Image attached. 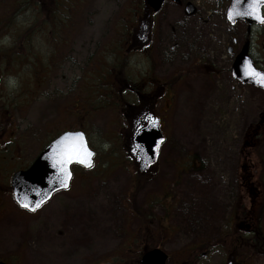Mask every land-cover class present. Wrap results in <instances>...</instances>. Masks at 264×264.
I'll return each mask as SVG.
<instances>
[{
	"label": "rangeland",
	"instance_id": "obj_1",
	"mask_svg": "<svg viewBox=\"0 0 264 264\" xmlns=\"http://www.w3.org/2000/svg\"><path fill=\"white\" fill-rule=\"evenodd\" d=\"M180 1L183 4L168 0L154 17L151 60L139 49V0H76L80 8L72 13L75 32L54 60L48 47L52 40L49 43L46 34L36 37L43 66L47 60L51 64L41 86H36L33 68L0 61L1 261L114 264L116 258L128 260L139 251L132 244L134 237L138 242L143 238L137 211L149 217L146 239L169 255L168 264H182L191 248L228 234L236 204L242 221L250 215L264 235V135L250 139L264 122V92L240 84L231 73L235 52L245 44L247 24H229L230 0ZM13 4L0 0V18ZM187 4L196 13H186ZM2 36L0 30V47L10 42ZM118 44L122 49L113 53L127 60L126 78L132 84L151 74L172 88L167 91L170 101L161 100L155 109L166 140L156 166L146 175L137 174L138 167L125 151L126 108L136 104L133 93L120 96L124 83L119 86L118 72L112 79L118 83L114 95L108 86L101 87L105 95L89 86L97 80L96 68L107 73L104 65L108 67L112 59L101 56ZM250 53L264 67V26L252 28ZM202 63L218 74L187 71ZM178 75L179 81L172 83ZM27 80L29 86H23ZM101 99L109 104L98 108ZM84 105L91 106L89 114L83 113ZM67 129L85 132L96 151L93 169L76 168L68 190L54 193L36 213L21 211L5 186L14 167H28L55 134ZM10 138L14 146H7ZM6 147L13 148L17 159L9 165L5 160L12 159L4 152ZM243 167L254 195L250 189L243 191ZM247 247L232 252L228 247L207 246L190 264H264V253Z\"/></svg>",
	"mask_w": 264,
	"mask_h": 264
},
{
	"label": "trees",
	"instance_id": "obj_2",
	"mask_svg": "<svg viewBox=\"0 0 264 264\" xmlns=\"http://www.w3.org/2000/svg\"><path fill=\"white\" fill-rule=\"evenodd\" d=\"M14 4L12 7L5 8L3 11L1 18H0V30L3 33V39L4 36H8L9 43L1 45L0 47V61L3 63H15L11 64L12 66H15L16 63L21 66L22 69H34L35 70V80H36V86H41L43 84L46 76L44 75L46 72V69H49L51 64L47 60L45 66H43L44 62H42V59L40 57V52L38 48H36V37L41 36L43 37L44 34H46V38H49L52 40L48 47H52V59L54 60L55 55L61 51V49L64 47V43L67 42L69 39V36H71L72 33L75 32V17L72 15L73 12L79 11L80 6L76 4V0H13ZM133 34V33H132ZM131 34V35H132ZM48 36V37H47ZM247 38V35H246ZM48 43V42H46ZM121 44V43H120ZM118 44V46H111L108 48L107 52L104 53L103 58H110L112 59V62L106 67L107 65H104V68L106 69L105 73L104 71H99L98 68L95 69L96 73L95 77L97 80L94 83H90L89 86H97L96 91L100 94L105 91L104 88H101V86H108L107 90L110 91V93L116 94L117 91L114 86H117V84L112 80L117 77V74L115 72H118L120 74V83L119 86H121V83H129V79L126 78L127 74V60L121 58L120 54H114V52L118 51L119 49H122ZM108 54V55H107ZM148 57L151 60V53ZM256 64H260L259 61H256ZM9 66V65H8ZM17 67V66H16ZM101 67V65H100ZM207 68L208 66L202 64H198L197 66L193 67V73H203V74H218L216 69H213L212 71H209ZM211 68V67H210ZM191 69L187 70L190 72ZM124 72V75H123ZM151 75V74H150ZM152 76V75H151ZM124 78V80H123ZM145 77L142 78V80ZM180 79V76L178 75L172 83L178 82ZM157 83H159L157 81ZM23 86H29V82L27 80V83L25 84L22 82ZM135 86H142L140 82L134 83ZM156 85V84H155ZM31 90H27V92H30ZM99 94V95H100ZM102 95H105L102 93ZM101 96V95H100ZM107 96H105L106 98ZM110 97V95H109ZM98 108L102 106H107L109 104L108 99H101L99 102H96ZM90 107L88 105L83 106V113H90ZM95 107V110L97 108ZM78 110V108H76ZM72 130V129H67ZM55 134L52 139L59 135ZM254 135V134H253ZM259 135H264V128L262 127ZM254 138V136H251V140ZM10 158L14 157V152H6ZM247 160V157L245 156V161ZM93 169V168H92ZM90 169V170H92ZM249 169V168H248ZM83 170V169H82ZM90 170H87L90 171ZM243 175L244 178L242 180V186L243 191L246 192V190L250 193L253 192L254 189H251L253 186V183H251L249 180L246 179L249 177L248 172L246 173L245 167H243ZM244 171L246 174H244ZM149 172L141 173L137 169L138 175H146ZM249 179V178H248ZM251 196V201L255 200ZM251 202V203H252ZM239 207L237 210L239 212L240 219L242 220V215ZM249 210V209H248ZM250 212V210H249ZM138 218L141 219V237L143 234L142 242L138 238L134 237L132 244L137 246L138 253L135 256H131L130 259H118L116 258L113 262L114 264H118V260L120 264H139V260L141 255L152 249L159 247L160 245H152V243L147 240L146 237L148 236V228H149V217L145 215L142 211H137ZM243 220H245L243 218ZM243 223H247L245 226L243 225V230L240 228H234L232 229L228 234L224 235L222 239H219L216 242L208 243L207 245L199 244L198 246H195L191 248L188 251V257L187 260L184 261L182 264H190L192 260L195 257V254L199 253L200 251L207 248V246H221L223 248L228 247L232 252L239 251L242 248H245L246 245H248L247 248L254 249V251L264 253V235L262 233V230L259 226H256L254 224L253 219H251L250 215L248 216V221L246 219V222L243 221ZM143 245L141 246L140 244ZM140 245V246H139ZM132 246V245H131ZM170 261V258H169ZM113 264V263H109Z\"/></svg>",
	"mask_w": 264,
	"mask_h": 264
},
{
	"label": "water",
	"instance_id": "obj_3",
	"mask_svg": "<svg viewBox=\"0 0 264 264\" xmlns=\"http://www.w3.org/2000/svg\"><path fill=\"white\" fill-rule=\"evenodd\" d=\"M152 11L146 12L141 20L142 29L145 28L147 36L149 31V23L152 12H159L167 0H146ZM251 0H232L227 9V20L231 26H235L238 22H246L248 24V34H250L252 26H263L260 20L256 19L257 15H264V5L258 7V11L249 15L251 11L249 4ZM232 10L233 19H229V10ZM188 11L194 13L195 9L192 4H188ZM148 22V23H147ZM147 23V25H146ZM250 41L247 40L241 51L237 54L233 66L232 77L243 85H252L264 91V84L258 82L259 76L255 73H264L258 69L254 60L249 54ZM77 133L82 135L77 136ZM165 137L160 128V122L154 117L150 118L147 125L141 128L133 138V144L130 151L137 159V164L141 172H145L157 160L158 151ZM76 144L82 146L83 155L79 158L73 157L68 159L66 153L68 145ZM87 151H91V157L86 155ZM94 151L90 149L86 135L81 131H67L53 140L37 157L33 165L24 171L15 173L12 177V188L15 201L29 211L38 209L42 204L49 200L52 195L60 190L69 188L72 179V165H81L84 168H91L94 162ZM83 159L86 162L80 163ZM65 160V163H60ZM91 161L88 166L87 161ZM67 185L66 187L64 185ZM27 204L28 207L23 206ZM34 209V210H33ZM168 255L160 250L153 249L145 252L140 264H167ZM0 264H6L0 262Z\"/></svg>",
	"mask_w": 264,
	"mask_h": 264
},
{
	"label": "flooded vegetation",
	"instance_id": "obj_4",
	"mask_svg": "<svg viewBox=\"0 0 264 264\" xmlns=\"http://www.w3.org/2000/svg\"><path fill=\"white\" fill-rule=\"evenodd\" d=\"M173 1L174 2L176 1L178 4H183V2H181L180 0H173ZM139 4H140L139 6L141 8V11L145 10V12H148L150 10L146 0H139ZM185 10L187 13V5H186ZM194 13H196V11H194ZM155 15L156 14L152 15V23H153ZM138 44H139V49L144 51V53H147V51H149L150 40L146 41L144 39H141L140 43L138 42ZM236 52H235V54H236ZM203 59L205 60L204 56H203ZM193 67H195V65ZM143 81H144V86H123L122 88H120L122 95L131 91L133 93V97L135 99L134 101L136 102V104L127 105V108H126V114H127L126 115V119H127V135L126 136L127 137H130L131 133H134V131L136 130V128L130 127V115H132L133 113H136V112L143 113V111H144V112H148L150 114V116L155 115L156 117H158V115L155 112L157 105L159 104V102L161 100L166 101L168 99V93H171V90L168 91L169 87L167 86V84H164V86H159V83H157L158 80L155 78H152V76L150 74H146ZM169 89H172V88H169ZM167 91H168V93H167ZM170 96H171V94H170ZM168 100L170 101V99H168ZM146 119L147 118H144V120L142 121V124H144L146 122ZM259 132H260L259 129H257L256 131L253 132V134H254L253 136L257 137ZM13 140H14V138H12V139L10 138V139L6 140L5 142L8 144L7 146H11V144H13V146H14ZM0 145H1V143H0ZM10 149H13V148L12 147H9V148L6 147L5 148V150H10ZM12 160H15V162L17 161L16 157H13ZM132 161L134 164V160H132ZM30 164H32V162ZM14 169L23 170L25 168L24 167L19 168L18 165H16L14 167ZM5 186L8 190V186L7 185H5ZM3 189H4L3 187H0V191H2ZM239 207H240V205L236 204L234 207L233 213L231 215V221H230V228L231 229H234V228H240L242 230L244 229L243 228V225H244L243 221L240 219L241 217L239 216V212L237 210Z\"/></svg>",
	"mask_w": 264,
	"mask_h": 264
},
{
	"label": "snow or ice",
	"instance_id": "obj_5",
	"mask_svg": "<svg viewBox=\"0 0 264 264\" xmlns=\"http://www.w3.org/2000/svg\"><path fill=\"white\" fill-rule=\"evenodd\" d=\"M260 5H264V0H251L249 7L251 9V11L248 13L249 15H251L252 13H255L258 11V7ZM233 14H232V10H229V19H233ZM256 19L260 20L261 23H264V15H257ZM254 75L259 76V80L258 82H260L261 84H264V73H255L253 72ZM77 136L82 135L81 133H77ZM62 155H66L68 159H71L73 157L79 158L81 155L85 154L83 153L82 150V146H78L76 144H70L68 145V150L66 153L62 152ZM86 155L88 157H91L92 153L91 151H87ZM65 160H61L60 163H65ZM80 163H85L86 161L83 159L79 160ZM88 166H91V161L88 160L87 161ZM65 187L67 186L66 184L64 185ZM23 206L28 207L27 204H24ZM34 210V209H33Z\"/></svg>",
	"mask_w": 264,
	"mask_h": 264
},
{
	"label": "clouds",
	"instance_id": "obj_6",
	"mask_svg": "<svg viewBox=\"0 0 264 264\" xmlns=\"http://www.w3.org/2000/svg\"><path fill=\"white\" fill-rule=\"evenodd\" d=\"M9 83H10V84H13V83H14L13 78H11V77L9 78Z\"/></svg>",
	"mask_w": 264,
	"mask_h": 264
}]
</instances>
